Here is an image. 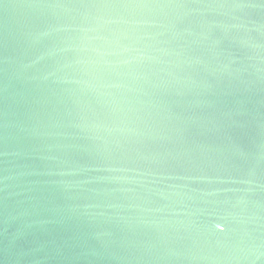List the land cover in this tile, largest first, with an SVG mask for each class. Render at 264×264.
<instances>
[{
    "label": "water",
    "instance_id": "water-1",
    "mask_svg": "<svg viewBox=\"0 0 264 264\" xmlns=\"http://www.w3.org/2000/svg\"><path fill=\"white\" fill-rule=\"evenodd\" d=\"M0 264H264V0H0Z\"/></svg>",
    "mask_w": 264,
    "mask_h": 264
}]
</instances>
